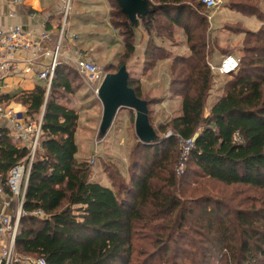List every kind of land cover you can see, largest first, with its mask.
Returning <instances> with one entry per match:
<instances>
[{
    "label": "trees",
    "instance_id": "trees-1",
    "mask_svg": "<svg viewBox=\"0 0 264 264\" xmlns=\"http://www.w3.org/2000/svg\"><path fill=\"white\" fill-rule=\"evenodd\" d=\"M145 1L147 13L131 21L118 0H108L110 22L124 42L123 62L136 54L140 28L148 35L147 66L172 61L170 92L181 98V115L169 127L173 137L137 142L131 155L147 154L144 163L135 159L131 164V199L94 182L89 164L76 156L79 114L61 99L73 93L77 72L61 63L49 91L39 86L22 97L30 121L43 115V123L17 251L46 264H264V203L238 209L213 196L195 198L192 193L195 197L182 199L175 194L183 181L175 170L182 162L180 140L193 138L186 176L264 190V13L257 0L231 3V9L257 16L262 27L247 30L241 68L229 75L225 94L206 115L214 75L207 61L205 5L196 0ZM178 29L185 32L190 54L171 58L155 39L171 42ZM135 83L140 82L130 77L129 87L150 107ZM0 134V186L10 194V172L28 163L30 148L17 146L5 129ZM37 211L44 215L36 216ZM144 231L151 235L145 237ZM145 239L148 243L141 245Z\"/></svg>",
    "mask_w": 264,
    "mask_h": 264
},
{
    "label": "rangeland",
    "instance_id": "rangeland-1",
    "mask_svg": "<svg viewBox=\"0 0 264 264\" xmlns=\"http://www.w3.org/2000/svg\"><path fill=\"white\" fill-rule=\"evenodd\" d=\"M71 1V11L69 10L68 14L70 23H75L76 27H78V23L84 25L92 24L91 28L96 31H93L91 34H99L101 36L99 40L96 37H90L91 35L85 36L87 39L89 38V46L96 44L100 46L101 51L105 54V56L98 57L96 55L97 58L95 60L92 58L93 61L105 70V75L117 72L120 64H125L130 77L134 81L140 82L138 84L135 83L134 87L137 88L139 85L143 98L152 103L149 107V118L151 125L156 130V139H170L173 137L174 134L169 127L171 121L181 115V98L170 92V82L172 80L170 67L172 61L163 60L153 67L147 66L145 51L148 35L140 28V34L136 36V45L137 47L139 46V52L136 50V54L130 61L123 62L118 55L121 51V55L125 52L121 36L118 33L114 34V29L108 23L103 22H107L108 18L107 5L103 2L104 4L92 5L91 11L87 9L82 11L81 9L84 6L76 4L73 0ZM152 1L157 2V0ZM200 1L196 0V3ZM217 1L219 2V7L211 10L204 6L205 8L202 9L204 11L203 15H206L209 24L206 37L208 65L210 61L215 65H219L221 59L227 55H233L240 59V61L243 60L246 57L245 40L247 30L257 32L262 27V22H260L257 16L247 15L236 9H231L233 0ZM257 1L259 2L260 10L264 13V0ZM192 8L195 9V7ZM75 9L81 12L82 16L75 14ZM97 30H99V33ZM77 34L83 37L79 41L84 43V35L80 32H77ZM145 39H147L146 43L144 42ZM185 39V32L182 29H178L176 36L171 42L160 39L155 40L157 44L163 45L168 50L171 58H173L174 56L185 55L189 52ZM67 41L68 38L65 35L63 44H66ZM139 53L141 56L138 57ZM212 73L214 75V85L208 100L206 115L209 114L210 108L218 99L225 94L226 84L232 80V76L220 75L214 71ZM71 83L74 88L73 93H65L61 99H63V103L75 109L79 114L75 134L78 146L77 159L89 164L91 167V179L94 182L113 189L123 199H131V195L127 193L132 188L133 172L131 164L135 159L139 160L140 164L144 163V157L147 154L146 150H142L138 156L131 155L132 151L133 153L136 152V144L139 141L135 132V111L121 109L117 113L111 129L105 136H102L100 134L103 116L101 101L78 73ZM163 127L167 128L165 132L162 130ZM187 143L185 142V145ZM179 147L182 157V154L185 155V152L184 149L182 151L180 144ZM191 151L187 156L188 160ZM188 160L180 162L175 167L178 179L182 178L181 180H183L182 182L180 181L178 187L175 189V194L179 195L180 198L188 199L193 196L192 193L196 196H193L195 198L213 196L226 202L231 208L238 209L249 208L253 205L259 208L264 203V190L244 185L228 187L217 182L199 178L194 174L186 176L187 168L191 167V165H188ZM189 203L188 201L187 205ZM77 208H74L75 211ZM143 233L145 237L151 235L149 231H144ZM140 243L143 245V243H148V240L145 239Z\"/></svg>",
    "mask_w": 264,
    "mask_h": 264
},
{
    "label": "built area",
    "instance_id": "built-area-1",
    "mask_svg": "<svg viewBox=\"0 0 264 264\" xmlns=\"http://www.w3.org/2000/svg\"><path fill=\"white\" fill-rule=\"evenodd\" d=\"M62 1L64 4V19L58 35V43L53 53V61L47 69L37 74V79L46 82L48 91L51 88L56 69L61 64L62 40L65 36L69 10L71 11L70 6L72 1ZM201 3L211 10L219 7V2L217 0H201ZM42 38L44 41L50 39V36L47 32H44ZM70 38L77 40L78 36H71ZM44 52L41 42L35 41L31 34L21 27L9 26L4 28L0 25V72L16 69V65L21 61L19 55L23 53L29 55L30 58L27 61H29L30 64H35V61H38ZM77 54L76 60L73 61V68L84 78L86 85L89 86L98 97L99 89L107 74L105 75V70L95 63L91 57L83 52ZM209 67L212 71L220 75L229 76L239 72L241 61L233 55H227L221 59L219 65H215L210 61ZM0 117L9 120L13 124L16 135L20 140L30 142L28 163L15 166L8 177L7 185L10 193L18 198V209L13 215L0 212V264H46L44 259L22 254L18 252L16 248L20 221L23 216L27 215L23 210V205L31 166L34 161L36 150L40 144L43 115L37 122L30 121L22 113L16 112L10 108H4L0 105ZM238 140L240 141L241 138L238 137ZM194 141V138L184 141L180 140L182 151L184 149L185 152V155L182 154V161L188 160L187 156L194 147ZM185 142H188L187 145H185ZM0 194H3V189L1 187ZM6 206H10V204L6 203ZM34 214L36 216L44 215L41 211H37Z\"/></svg>",
    "mask_w": 264,
    "mask_h": 264
},
{
    "label": "crops",
    "instance_id": "crops-1",
    "mask_svg": "<svg viewBox=\"0 0 264 264\" xmlns=\"http://www.w3.org/2000/svg\"><path fill=\"white\" fill-rule=\"evenodd\" d=\"M74 1L78 5L84 6L81 9L82 11L86 9L91 11L92 5L104 2L108 7V18L107 22H103L108 23L114 29V34L118 33V35H120L118 30H116L110 22L111 7L108 0H73V2ZM63 9L64 4L62 0H0V25L4 28L9 26L21 27L30 33L35 41L41 42L45 51L41 58L38 61H35V64H30L29 61H27L30 58L29 55L23 53L22 55H19L21 61L16 65V69H9L7 72H0V105L4 108H10L16 112L22 113L28 120H30L28 106L22 101V97L25 93L35 91L39 86H47L45 81L37 79V74L47 69L53 61V53L58 43L60 29L63 25ZM74 12L75 14L82 16L81 12L78 10L75 9ZM68 21L65 31L68 41L66 44H63L62 40V64L73 67V61L76 60L77 53L79 52H83L94 60L98 56H105L101 51L102 49L100 46H97L96 44L89 46V38L87 39L85 37L91 35L90 37H96L97 40L101 38L99 34H91L93 31H96L91 28L92 24L84 25L78 23V27H76L75 23H70V18H68ZM97 31L99 33V30ZM44 32L49 34L50 39L43 41L42 35ZM77 32L84 35V43L79 41L83 37L80 34H77ZM138 34H140L139 30L137 31L136 36ZM71 36H78V39L73 40L70 38ZM121 40L124 48L123 39L121 38ZM146 40L147 39L144 41L145 43ZM138 50L139 46L137 47V51ZM121 53L122 51L118 55L120 56ZM185 55H189V52ZM139 56H141L140 53L138 57ZM0 129H5L17 146H29L30 142L20 140L16 135L13 124L3 117H0ZM6 203H9L10 206H6ZM17 209L18 198L12 195V193H7L3 189V194H0V212L7 215H13Z\"/></svg>",
    "mask_w": 264,
    "mask_h": 264
},
{
    "label": "water",
    "instance_id": "water-1",
    "mask_svg": "<svg viewBox=\"0 0 264 264\" xmlns=\"http://www.w3.org/2000/svg\"><path fill=\"white\" fill-rule=\"evenodd\" d=\"M118 3L131 21L147 13L145 0H118ZM129 79L126 66H122L116 73L106 75L98 94L103 106L100 134L105 136L108 133L121 109H130L135 111L137 138L144 144H153L157 133L150 123L148 102L137 97L135 91L129 87Z\"/></svg>",
    "mask_w": 264,
    "mask_h": 264
}]
</instances>
